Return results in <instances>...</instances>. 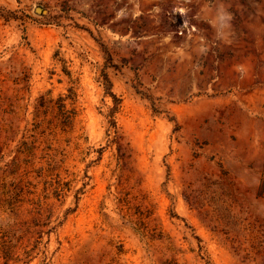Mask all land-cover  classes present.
I'll list each match as a JSON object with an SVG mask.
<instances>
[{"label": "rangeland", "instance_id": "1", "mask_svg": "<svg viewBox=\"0 0 264 264\" xmlns=\"http://www.w3.org/2000/svg\"><path fill=\"white\" fill-rule=\"evenodd\" d=\"M0 264H264V0H0Z\"/></svg>", "mask_w": 264, "mask_h": 264}, {"label": "water", "instance_id": "2", "mask_svg": "<svg viewBox=\"0 0 264 264\" xmlns=\"http://www.w3.org/2000/svg\"><path fill=\"white\" fill-rule=\"evenodd\" d=\"M38 10H41V8H39Z\"/></svg>", "mask_w": 264, "mask_h": 264}]
</instances>
